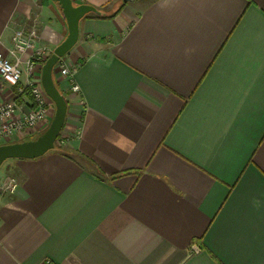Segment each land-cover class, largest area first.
<instances>
[{"label": "crops", "instance_id": "1", "mask_svg": "<svg viewBox=\"0 0 264 264\" xmlns=\"http://www.w3.org/2000/svg\"><path fill=\"white\" fill-rule=\"evenodd\" d=\"M73 2L112 16L61 58L78 92L55 66L64 138L0 167V264H264V0ZM34 22L51 51L68 33L51 0H0V50Z\"/></svg>", "mask_w": 264, "mask_h": 264}, {"label": "built area", "instance_id": "2", "mask_svg": "<svg viewBox=\"0 0 264 264\" xmlns=\"http://www.w3.org/2000/svg\"><path fill=\"white\" fill-rule=\"evenodd\" d=\"M51 52L46 45L39 42L38 22H34L30 28H19L14 32L12 46L7 54L0 50V78L15 87L13 98L0 103V144L32 128L41 131L46 128L48 96L41 80L38 81L39 77H35L34 73L36 69H40ZM56 65L59 74L67 80L70 90L78 92L80 87L75 81L77 65H68L62 59ZM24 72L27 81L23 84ZM26 95L31 100L23 101L22 98ZM17 185L16 177L6 176L0 182V192H13Z\"/></svg>", "mask_w": 264, "mask_h": 264}, {"label": "water", "instance_id": "3", "mask_svg": "<svg viewBox=\"0 0 264 264\" xmlns=\"http://www.w3.org/2000/svg\"><path fill=\"white\" fill-rule=\"evenodd\" d=\"M51 1L57 4L68 26L67 35L54 47L41 67V85L47 96L54 102L55 111L48 126L34 138L0 144V167L8 159L37 158L55 148L68 111V101L54 79L55 66L77 43L81 19L89 13L101 14L97 7L88 3L75 4L73 0Z\"/></svg>", "mask_w": 264, "mask_h": 264}, {"label": "rangeland", "instance_id": "4", "mask_svg": "<svg viewBox=\"0 0 264 264\" xmlns=\"http://www.w3.org/2000/svg\"><path fill=\"white\" fill-rule=\"evenodd\" d=\"M42 67V66H41ZM41 67H40V72H41ZM0 80L1 81H4V80H2L1 78H0ZM38 81H40V77H39V80ZM22 83L24 84V82L22 81ZM11 88H12V93H14L15 92V87H12V86H10ZM24 99L25 100H31V97L29 96V95H26V96H24L23 98H22V100L24 101ZM5 101H7V100H5ZM5 101H2V102H5ZM2 102H0V103H2ZM23 110H24V108H23ZM47 111H48V113H47V119H48V122L46 123V125H45V127H47L48 126V123H49V121L51 120V118L53 117V114H54V111H55V104H54V102L48 97V100H47ZM39 131H41V130H37L36 128H32L31 130H29V131H26V132H22V133H19V134H16V136L13 138V139H11V140H9V141H7V142H12V141H17V140H22V139H26V138H28V137H30V136H32V135H35V134H37ZM64 138V134L63 133H60V135H59V138L57 139V144H59V142L62 140ZM1 143H6V142H1Z\"/></svg>", "mask_w": 264, "mask_h": 264}, {"label": "trees", "instance_id": "5", "mask_svg": "<svg viewBox=\"0 0 264 264\" xmlns=\"http://www.w3.org/2000/svg\"><path fill=\"white\" fill-rule=\"evenodd\" d=\"M117 11H119V10H117ZM89 14H93L94 16H96V17H100V18H105V17H110V16H112V15H108V14H104V13H101V14L89 13ZM36 135H37V134L32 135V136H30V137H28V138H26V139L34 138ZM59 135H60V134H59ZM58 138H59V136H58ZM55 147H56V144H55Z\"/></svg>", "mask_w": 264, "mask_h": 264}]
</instances>
